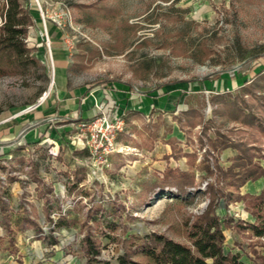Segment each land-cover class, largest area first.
Returning a JSON list of instances; mask_svg holds the SVG:
<instances>
[{
	"label": "rangeland",
	"instance_id": "rangeland-1",
	"mask_svg": "<svg viewBox=\"0 0 264 264\" xmlns=\"http://www.w3.org/2000/svg\"><path fill=\"white\" fill-rule=\"evenodd\" d=\"M22 3L33 17L26 41L37 64L23 75L0 76V127L17 122L25 124L22 133L29 130L28 117L55 91L54 40L69 54V88L131 98L125 110H106L124 122L118 150L107 155L79 148L77 115L45 122L66 129L65 144L58 143L61 133L50 141L26 142L22 133L0 139V264H87L82 246L89 233L100 243L99 259L111 264L124 249L151 263L141 249L152 235L188 244V225L206 210L207 184L216 178L207 165L218 157L227 169L237 155L232 148L214 154L208 139L221 131L264 155V138L243 121L251 111L264 122V0ZM5 4L0 0V25ZM256 160L264 167V158ZM168 171L189 172L196 188L177 196ZM263 187L261 178L241 193ZM217 213L235 224L254 221L244 202L227 209L221 200ZM225 235V251L247 264L254 251L264 255L250 231L229 228Z\"/></svg>",
	"mask_w": 264,
	"mask_h": 264
},
{
	"label": "trees",
	"instance_id": "trees-1",
	"mask_svg": "<svg viewBox=\"0 0 264 264\" xmlns=\"http://www.w3.org/2000/svg\"><path fill=\"white\" fill-rule=\"evenodd\" d=\"M3 11L4 22L0 25V76L23 75L30 66L37 64L26 41L33 17L22 0H6ZM234 104L236 106L238 103ZM236 111L239 113L242 109ZM243 121L247 127L257 129L264 138V122L254 112L248 111ZM208 142L214 154L232 148L237 150V155L227 169L219 165L218 157H215L213 166L207 165V174L216 178L213 183L207 184L206 192L210 200L206 210L188 225V244L164 235H152L141 249L151 263L136 261L131 251L124 249L123 254L116 258L117 264H247L239 253L225 251V231L229 228H237L240 232L250 231L251 236L264 246V187L256 194L241 193V188L248 182L264 178V167L256 160L264 158L263 149L248 141L233 139L221 131L216 132L215 140L208 139ZM171 176L174 182L167 185L176 187L177 196L182 198L188 196L187 189L197 186L195 177L189 172L168 171L165 179L169 180ZM221 200L227 209L231 202H244L246 211L254 221H239L235 224L229 214L220 217L217 209ZM30 218L28 216L27 221ZM64 222L65 219H60L55 225L59 228ZM57 244L58 241H55L54 245ZM82 250L87 264H111L110 261L99 259L102 252L100 243L90 233L84 237ZM250 264H264V255L254 251Z\"/></svg>",
	"mask_w": 264,
	"mask_h": 264
},
{
	"label": "crops",
	"instance_id": "crops-1",
	"mask_svg": "<svg viewBox=\"0 0 264 264\" xmlns=\"http://www.w3.org/2000/svg\"><path fill=\"white\" fill-rule=\"evenodd\" d=\"M52 32V35H56V39L57 30L53 29ZM53 56L55 61V78L57 80L55 91H51L47 96L41 109L32 113L31 117H28L29 119L32 118V120H28L26 123V125H31L29 130L22 133L25 124L17 122L16 125L8 124L7 126L0 127V139L2 141H9L10 138L20 133H22L21 137H24V141L26 142H34L37 141L38 138L45 139L44 141H50L54 135L61 133L62 139L58 143L62 142L65 144L67 142L65 138L66 129L61 128V126H54L53 129L52 127L47 128L48 125L45 124L47 119L54 117L57 118V120L66 121L77 115L81 117V119L86 120L94 116L98 103L105 104V109H109V111H112V108L116 110V106H119L120 111L125 110L124 104H127V101L131 97L124 91L114 92V95H111V93L104 88L88 90L86 86H79L76 88L68 87L66 74L69 54L61 41L54 40ZM129 107H127V109ZM114 112L116 114V111ZM61 121L59 122L61 123ZM69 125H71V123L67 126L69 127ZM46 128L47 130H45ZM51 129L52 131L50 132ZM49 133L50 135L48 136ZM54 263L60 264L56 261L49 264Z\"/></svg>",
	"mask_w": 264,
	"mask_h": 264
},
{
	"label": "built area",
	"instance_id": "built-area-1",
	"mask_svg": "<svg viewBox=\"0 0 264 264\" xmlns=\"http://www.w3.org/2000/svg\"><path fill=\"white\" fill-rule=\"evenodd\" d=\"M48 46L50 48L49 44ZM123 129L124 122L119 120L117 116L112 118V115L106 112L105 105L98 103L94 116L86 120L80 119L77 123L79 148L89 150L92 154L103 153L107 155L113 153L118 150L116 137Z\"/></svg>",
	"mask_w": 264,
	"mask_h": 264
}]
</instances>
